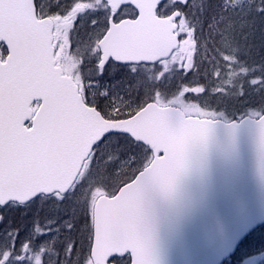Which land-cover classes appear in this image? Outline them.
I'll return each mask as SVG.
<instances>
[{
	"label": "snow or ice",
	"instance_id": "obj_1",
	"mask_svg": "<svg viewBox=\"0 0 264 264\" xmlns=\"http://www.w3.org/2000/svg\"><path fill=\"white\" fill-rule=\"evenodd\" d=\"M219 127L264 168V0H0V264H157Z\"/></svg>",
	"mask_w": 264,
	"mask_h": 264
},
{
	"label": "water",
	"instance_id": "obj_2",
	"mask_svg": "<svg viewBox=\"0 0 264 264\" xmlns=\"http://www.w3.org/2000/svg\"><path fill=\"white\" fill-rule=\"evenodd\" d=\"M157 264H221L264 222V168L254 135L214 132L207 152L181 175L173 198L153 203Z\"/></svg>",
	"mask_w": 264,
	"mask_h": 264
},
{
	"label": "rangeland",
	"instance_id": "obj_3",
	"mask_svg": "<svg viewBox=\"0 0 264 264\" xmlns=\"http://www.w3.org/2000/svg\"><path fill=\"white\" fill-rule=\"evenodd\" d=\"M189 79H194V76H189ZM24 212V209H18L9 212L7 215L14 222H20L26 225L27 222L31 219L32 211H28L27 215H24ZM245 254H247L246 258L250 262L246 264H264V226L260 230H258L257 233L253 236V239L245 248Z\"/></svg>",
	"mask_w": 264,
	"mask_h": 264
},
{
	"label": "trees",
	"instance_id": "obj_4",
	"mask_svg": "<svg viewBox=\"0 0 264 264\" xmlns=\"http://www.w3.org/2000/svg\"><path fill=\"white\" fill-rule=\"evenodd\" d=\"M263 226H264V224H262V226H260L256 230H254L252 233H250L247 237H245L243 240V242H244L243 245L240 244L237 251L235 252V254H233L228 260H226L222 264H246V263H250L246 258L247 254H245V248L248 246L249 242L253 239V236L257 233V231L260 230ZM243 261H244V263H243Z\"/></svg>",
	"mask_w": 264,
	"mask_h": 264
}]
</instances>
